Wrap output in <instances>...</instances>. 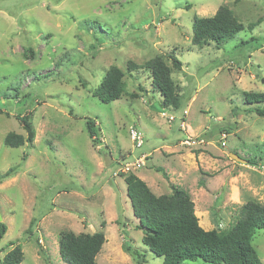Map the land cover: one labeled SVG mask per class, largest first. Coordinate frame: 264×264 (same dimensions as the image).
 <instances>
[{
  "label": "rangeland",
  "instance_id": "rangeland-1",
  "mask_svg": "<svg viewBox=\"0 0 264 264\" xmlns=\"http://www.w3.org/2000/svg\"><path fill=\"white\" fill-rule=\"evenodd\" d=\"M222 5L246 28L221 46L194 45V17ZM169 53L183 63L179 70L168 60L182 95L177 110L162 105L148 68L128 70L130 61ZM112 65L125 71L126 92L104 102L93 91ZM246 91L264 92V0H0V174L17 166L0 182V257L17 241L21 264H68L62 231H103L99 264H138L125 237L141 264H163L142 241L123 176L131 171L157 194L172 184L189 191L204 228H230L244 203H264V116L253 110L264 102L248 103ZM19 114L29 116L35 139L8 146L10 131L27 134ZM88 118L100 128L98 144ZM132 128L142 131L141 147ZM187 136L203 142L183 144ZM144 154L142 168L121 170ZM253 245L264 263V228Z\"/></svg>",
  "mask_w": 264,
  "mask_h": 264
},
{
  "label": "trees",
  "instance_id": "trees-1",
  "mask_svg": "<svg viewBox=\"0 0 264 264\" xmlns=\"http://www.w3.org/2000/svg\"><path fill=\"white\" fill-rule=\"evenodd\" d=\"M250 26H254V23ZM245 28L246 25L235 12L229 6L222 5L213 16L194 17L192 43L200 47L211 43L221 46ZM168 60H172L175 68L182 69V61L174 53H169L166 57L158 55L143 65L130 61L128 70L131 72L137 67L148 68L153 87L162 95V105L177 110L182 106V95ZM125 75L122 68L112 65L94 89V96L104 102L121 98L127 87ZM245 99L248 103L264 102V92L246 91ZM253 110L264 116L263 107L257 106ZM18 118L27 134L10 131L4 139L8 146L19 147L33 143L35 139L36 130L29 116L19 114ZM86 125L90 137L98 144L100 128L97 121L88 118ZM247 162L258 164L253 157L248 158ZM16 170L17 166H13L1 173L0 182L12 176ZM164 174L168 177L167 173ZM123 176L134 215L139 220L138 227L143 230L142 241L154 254L163 258V264H186V261L198 259L212 264H264L253 245L255 231L264 228V203L255 200L244 203L238 220L230 228L206 229L200 224L195 201L186 189L172 184L171 192L157 194L136 172L131 171ZM6 233L7 224L0 222V242ZM105 242L103 231L76 233L64 230L59 240V251L68 264H99L97 256ZM124 249L138 264L144 260L141 258L144 255L126 237ZM40 252L47 261L50 260L43 249ZM24 257L21 243L12 241L11 248L0 257V264H21Z\"/></svg>",
  "mask_w": 264,
  "mask_h": 264
},
{
  "label": "built area",
  "instance_id": "built-area-1",
  "mask_svg": "<svg viewBox=\"0 0 264 264\" xmlns=\"http://www.w3.org/2000/svg\"><path fill=\"white\" fill-rule=\"evenodd\" d=\"M171 119H175L173 116L171 117ZM183 126V123H182ZM182 128V127H181ZM131 138L132 141L134 142V144H136L137 147H141L144 143V138H143V134L142 131L139 128H132L131 129ZM198 142H203V140H198L197 138H192L190 136H187L182 143L183 144H188V145H193L196 144ZM223 144H226V142H223ZM146 154H144L142 157H139L136 161L133 162H126L124 164V166L122 167V171H130V170H135L138 168H142L145 165L144 162V157L146 158ZM263 168H264V164H263Z\"/></svg>",
  "mask_w": 264,
  "mask_h": 264
},
{
  "label": "water",
  "instance_id": "water-1",
  "mask_svg": "<svg viewBox=\"0 0 264 264\" xmlns=\"http://www.w3.org/2000/svg\"><path fill=\"white\" fill-rule=\"evenodd\" d=\"M230 156H231V157H234V158H235L236 160H238V161H241V162H247V159H246V158L240 156V155L237 154V153L231 152V153H230ZM111 160H112L111 155H110V154L107 155V157H106V163H107V164H110ZM0 219H2V216H1V215H0Z\"/></svg>",
  "mask_w": 264,
  "mask_h": 264
},
{
  "label": "crops",
  "instance_id": "crops-1",
  "mask_svg": "<svg viewBox=\"0 0 264 264\" xmlns=\"http://www.w3.org/2000/svg\"><path fill=\"white\" fill-rule=\"evenodd\" d=\"M148 154V156L150 155V153H147ZM137 172H138V170H137ZM139 175V174H138ZM140 176V175H139ZM140 177H142L143 179H144V177L143 176H140ZM145 180V179H144ZM147 182V181H146ZM156 182H158V181H156ZM148 184H149V186L152 188V185H151V182H147ZM160 184V183H159Z\"/></svg>",
  "mask_w": 264,
  "mask_h": 264
}]
</instances>
